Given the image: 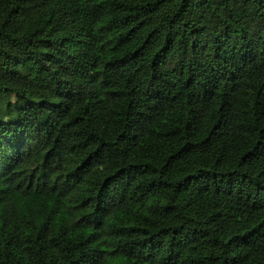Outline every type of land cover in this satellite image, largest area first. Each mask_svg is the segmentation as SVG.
<instances>
[{
    "label": "trees",
    "instance_id": "16d2710c",
    "mask_svg": "<svg viewBox=\"0 0 264 264\" xmlns=\"http://www.w3.org/2000/svg\"><path fill=\"white\" fill-rule=\"evenodd\" d=\"M0 264H264V0H0Z\"/></svg>",
    "mask_w": 264,
    "mask_h": 264
}]
</instances>
